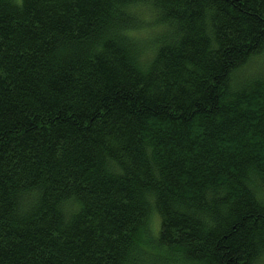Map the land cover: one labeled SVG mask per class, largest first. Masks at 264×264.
I'll use <instances>...</instances> for the list:
<instances>
[{
    "label": "trees",
    "instance_id": "obj_1",
    "mask_svg": "<svg viewBox=\"0 0 264 264\" xmlns=\"http://www.w3.org/2000/svg\"><path fill=\"white\" fill-rule=\"evenodd\" d=\"M0 264H264V0H0Z\"/></svg>",
    "mask_w": 264,
    "mask_h": 264
},
{
    "label": "rangeland",
    "instance_id": "obj_2",
    "mask_svg": "<svg viewBox=\"0 0 264 264\" xmlns=\"http://www.w3.org/2000/svg\"><path fill=\"white\" fill-rule=\"evenodd\" d=\"M151 223H152V228H153V230H155L156 231V229H157V226H158V218H157V216H156V218L154 217V216H152V219H151Z\"/></svg>",
    "mask_w": 264,
    "mask_h": 264
}]
</instances>
